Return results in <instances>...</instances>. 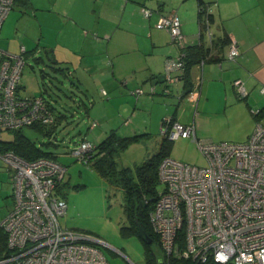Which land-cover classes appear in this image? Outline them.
<instances>
[{
  "label": "crops",
  "instance_id": "0c3cea01",
  "mask_svg": "<svg viewBox=\"0 0 264 264\" xmlns=\"http://www.w3.org/2000/svg\"><path fill=\"white\" fill-rule=\"evenodd\" d=\"M199 1L14 0L0 29V42L5 46L1 49L18 53L23 47L26 58L27 53L37 52L34 44L41 45L52 70L64 78L75 76L69 82L70 101L76 102L75 91L91 92L99 84L104 111L89 126L95 143L110 132L120 136L145 134L126 150L148 145L156 152L164 116L182 123L194 120L196 135L214 142L227 140L237 123L243 124L246 140L256 124L264 123V0H201L211 17V37L203 29L207 22L199 12ZM144 6L152 9L149 18L141 13ZM171 12L180 20L187 46L202 44L210 50L201 66L196 62L190 67L187 80L168 85L165 78L162 82L156 79L165 74L166 58L177 56L180 47L155 23ZM231 40L239 47L234 59L225 56ZM15 41L20 42L17 50L9 51ZM36 60L44 62L40 57ZM198 75L200 93L193 116L184 95ZM237 79L246 89L242 97L234 87ZM136 87L143 93L132 94ZM48 101L56 105L53 99ZM84 108L88 110L89 105ZM55 111L56 121L66 119L65 113ZM221 117L232 125H222L218 121Z\"/></svg>",
  "mask_w": 264,
  "mask_h": 264
},
{
  "label": "built area",
  "instance_id": "2783aa9c",
  "mask_svg": "<svg viewBox=\"0 0 264 264\" xmlns=\"http://www.w3.org/2000/svg\"><path fill=\"white\" fill-rule=\"evenodd\" d=\"M13 2L0 0V29ZM141 13L149 18L152 9L144 6ZM180 25L174 12L160 16L155 23L180 47L177 56L164 62L168 85L184 79V49L189 42ZM204 30L211 37L208 23ZM23 53V47L18 53L0 48V131L50 126L55 121V111L43 96L21 92ZM238 54V44L231 40L225 56L234 59ZM203 62L201 58L198 65ZM200 84L198 75L184 95L193 116L197 114ZM234 87L239 96L246 95L241 80H235ZM131 92L138 96L143 89L136 87ZM160 134L172 141L191 139L207 161L198 166L166 156L159 164L160 186L149 220L164 263L177 257L190 258L196 264L208 260L216 264H264V123L256 124L245 141L214 142L196 135L194 120L182 123L164 116ZM93 149L94 142L82 138L71 153L87 163ZM0 164L12 171L11 207L0 221L5 233L4 242H0V264H110L96 238L59 223L67 210L66 200L58 195L67 172L65 165L49 157L26 160L1 149ZM181 231L182 246L178 240Z\"/></svg>",
  "mask_w": 264,
  "mask_h": 264
},
{
  "label": "rangeland",
  "instance_id": "374dc122",
  "mask_svg": "<svg viewBox=\"0 0 264 264\" xmlns=\"http://www.w3.org/2000/svg\"><path fill=\"white\" fill-rule=\"evenodd\" d=\"M14 12H17V9H14ZM4 29L5 26L2 30L3 35ZM19 43L15 41L9 51H16ZM0 48H5L1 42ZM33 49L34 51L37 49V52L27 53L22 69L21 85L25 88L22 94L40 95L42 92V96L47 100L53 99L55 109L62 111L61 113H65L67 117L61 121L57 119V125L50 135L28 126L23 127L21 132L45 151L53 153L56 160L67 167L65 178L58 190V195L67 202L66 213L59 217L60 225L96 238L99 241L98 246L110 264H145L142 240L136 235H123L120 231L122 226L128 224L123 212L122 192L111 187L89 165L79 161L71 153L85 136L94 142V135L89 129L90 122L104 111L99 84H95L91 92L83 89L81 93L75 91L74 94H78L77 100L70 101L72 89L69 82L75 80V76L72 78L70 75L72 79L64 78L61 72L52 70L50 68L52 63L47 61L41 45L34 44ZM37 57L42 58L44 62L37 61ZM91 96L93 100L89 101ZM84 105H89L88 110H85ZM218 121L222 125H232L229 123L230 120L224 117ZM14 135L13 131H0V138L4 140H10ZM243 136V124L237 123L236 129L226 136L228 139L225 141L242 142L245 141ZM96 141L99 142L100 138ZM150 148L148 145L130 147L116 159L118 166L132 167L134 163L142 162L154 153ZM146 149L148 151L145 152ZM145 153L150 154L145 157ZM170 157L198 166L207 163L196 144L185 138H178L172 142ZM11 175L12 171L0 164V221L11 207Z\"/></svg>",
  "mask_w": 264,
  "mask_h": 264
},
{
  "label": "trees",
  "instance_id": "16d2710c",
  "mask_svg": "<svg viewBox=\"0 0 264 264\" xmlns=\"http://www.w3.org/2000/svg\"><path fill=\"white\" fill-rule=\"evenodd\" d=\"M200 5H204L201 0L199 1V6ZM200 10V14L204 16L205 21L210 23L211 17L207 13L206 7L203 6V9L201 8ZM203 29H205V27ZM209 50L210 47L205 48L202 44L185 47L184 80L188 79L190 67L201 58H205ZM61 68L62 67L59 66L58 69ZM45 100L48 102L49 107L55 111V106L47 99ZM56 122L55 119L54 123L50 126L31 127L40 129L43 133L50 135L51 132H53ZM12 131L15 132L12 139L4 140L0 138L1 150H11L26 160H33L39 157L56 159L53 153L45 151L35 141L26 137L21 132V129ZM143 135L145 134L120 136L115 132H110L98 143L94 142V149L86 164L99 174L111 187L118 188L122 192L123 212L128 224L122 226L120 231L126 236H138L144 245L145 264H157L159 258L163 259V253L158 236L151 226L149 213L155 205L158 188L160 186L158 167L163 158L170 156V149L173 141L169 140L166 136H162L158 150L142 162L135 163L132 167H119L116 160L122 152L131 144L138 142ZM140 230L151 239L150 243H147V240L142 238ZM183 235L182 231L179 232L178 240L180 246H182L184 242ZM4 238L5 233L0 228L1 243L4 242ZM167 264H196V262L190 258L171 257ZM201 264L216 263L212 260H208Z\"/></svg>",
  "mask_w": 264,
  "mask_h": 264
},
{
  "label": "water",
  "instance_id": "95a60500",
  "mask_svg": "<svg viewBox=\"0 0 264 264\" xmlns=\"http://www.w3.org/2000/svg\"><path fill=\"white\" fill-rule=\"evenodd\" d=\"M159 78H161V79H159ZM164 78H165V74H161V75L157 76L156 81L159 79V81L162 82V81H164ZM140 234H141L143 239L147 240V243L151 242V239H149L148 236L142 230H140ZM157 264H165V263H164L162 258H159L157 260Z\"/></svg>",
  "mask_w": 264,
  "mask_h": 264
}]
</instances>
